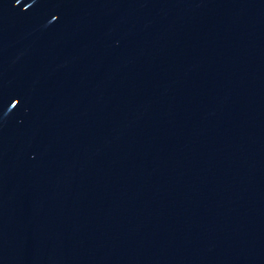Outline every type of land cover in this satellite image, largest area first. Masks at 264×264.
I'll list each match as a JSON object with an SVG mask.
<instances>
[{
	"label": "water",
	"instance_id": "95a60500",
	"mask_svg": "<svg viewBox=\"0 0 264 264\" xmlns=\"http://www.w3.org/2000/svg\"><path fill=\"white\" fill-rule=\"evenodd\" d=\"M0 264H264V0H0Z\"/></svg>",
	"mask_w": 264,
	"mask_h": 264
}]
</instances>
